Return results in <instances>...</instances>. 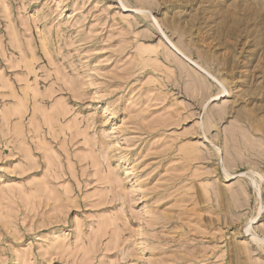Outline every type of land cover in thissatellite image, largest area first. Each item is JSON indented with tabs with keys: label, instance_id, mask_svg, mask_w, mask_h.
I'll list each match as a JSON object with an SVG mask.
<instances>
[{
	"label": "rangeland",
	"instance_id": "obj_1",
	"mask_svg": "<svg viewBox=\"0 0 264 264\" xmlns=\"http://www.w3.org/2000/svg\"><path fill=\"white\" fill-rule=\"evenodd\" d=\"M0 264H264V0H0Z\"/></svg>",
	"mask_w": 264,
	"mask_h": 264
},
{
	"label": "bare ground",
	"instance_id": "obj_2",
	"mask_svg": "<svg viewBox=\"0 0 264 264\" xmlns=\"http://www.w3.org/2000/svg\"><path fill=\"white\" fill-rule=\"evenodd\" d=\"M258 190H259V189H258ZM258 190H257V191H258ZM258 192H259V191H258Z\"/></svg>",
	"mask_w": 264,
	"mask_h": 264
}]
</instances>
